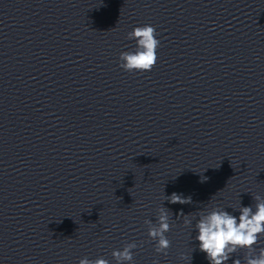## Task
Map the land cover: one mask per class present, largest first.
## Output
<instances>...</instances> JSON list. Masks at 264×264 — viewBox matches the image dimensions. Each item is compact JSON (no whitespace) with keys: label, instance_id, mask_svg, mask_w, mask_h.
I'll return each mask as SVG.
<instances>
[{"label":"water","instance_id":"obj_1","mask_svg":"<svg viewBox=\"0 0 264 264\" xmlns=\"http://www.w3.org/2000/svg\"><path fill=\"white\" fill-rule=\"evenodd\" d=\"M145 24L158 60L127 72ZM257 195L264 0H0V264H116L129 243L132 264H209L199 214ZM161 207L166 255L147 234Z\"/></svg>","mask_w":264,"mask_h":264},{"label":"clouds","instance_id":"obj_2","mask_svg":"<svg viewBox=\"0 0 264 264\" xmlns=\"http://www.w3.org/2000/svg\"><path fill=\"white\" fill-rule=\"evenodd\" d=\"M156 29L151 25L135 27L127 34L129 40L136 41L135 51H124L120 54V67L127 72H149L155 66L160 47V41L156 38ZM256 201L255 207L240 206L236 211L239 215H233L219 207L210 211H202L196 221L197 235L195 240L199 242V250L206 254L209 264H227L234 253L240 250L246 252L245 264H264V247L257 252L256 245L260 237L264 236V198L257 195L253 197ZM168 201L170 203L189 204L191 197H183L182 194L172 193ZM184 216L185 226H191L194 217L191 214ZM169 210L161 207L158 211L155 224L148 220L146 223L152 225L148 229V236L156 242L155 251L167 254L171 246L166 233L171 230ZM137 245L129 243L122 250H114L112 256L116 264H132L133 249ZM183 258V254L182 257ZM79 264H110L107 259L97 258L89 260L82 258ZM232 264H241L239 259L233 260Z\"/></svg>","mask_w":264,"mask_h":264}]
</instances>
